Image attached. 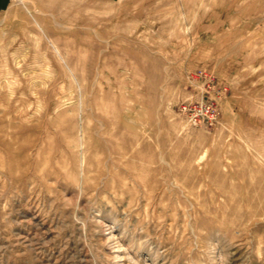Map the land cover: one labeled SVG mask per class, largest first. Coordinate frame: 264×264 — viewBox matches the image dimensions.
<instances>
[{
  "label": "rangeland",
  "instance_id": "rangeland-1",
  "mask_svg": "<svg viewBox=\"0 0 264 264\" xmlns=\"http://www.w3.org/2000/svg\"><path fill=\"white\" fill-rule=\"evenodd\" d=\"M0 264H264V0H11Z\"/></svg>",
  "mask_w": 264,
  "mask_h": 264
},
{
  "label": "bare ground",
  "instance_id": "bare-ground-1",
  "mask_svg": "<svg viewBox=\"0 0 264 264\" xmlns=\"http://www.w3.org/2000/svg\"><path fill=\"white\" fill-rule=\"evenodd\" d=\"M83 1L84 0H60V3H61V5L62 6H67L68 4H72L74 7H76V10L77 11H79L80 9H81V7H82V3H83ZM50 2V1H49ZM54 3V2H53ZM55 3H57V2H55ZM108 3V2H107ZM51 5H54V4H52L51 3ZM42 11V10H41ZM40 11V12H41ZM43 12V11H42ZM88 12V11H87ZM101 13V12H100ZM47 14V13H46ZM51 14V13H50ZM55 16V15H54ZM50 17V16H49ZM48 17V18H49ZM52 17V16H51ZM42 18V17H41ZM44 18H46V16L44 17ZM119 18V17H118ZM53 19V18H52ZM119 21V20H118ZM51 22V21H50ZM49 22V23H50ZM58 22V21H57ZM114 22V21H113ZM59 25V24H58ZM64 27V26H63ZM60 28H62V27H60ZM65 29V28H64ZM68 29V28H67ZM90 29H91V27H90ZM99 29V28H98ZM79 38V37H78ZM61 103V102H60ZM102 110V109H101ZM131 110V109H130ZM28 117V116H27ZM27 119V118H26ZM29 120V119H28ZM17 121V120H16ZM26 122H28V121H26ZM80 122V121H79ZM82 122V121H81ZM18 123V122H17ZM76 124V123H75ZM81 124V123H80ZM82 125V124H81ZM103 127V126H102ZM82 128V127H81ZM83 129V128H82ZM85 131H87V130H85ZM82 132H84L83 130H82ZM81 134V133H80ZM84 134H86V133H84ZM82 135V134H81ZM80 136V135H79ZM75 137V136H74ZM85 137V136H84ZM76 139V138H75ZM77 140V139H76ZM75 140V141H76ZM94 145V144H93ZM72 146H73V144H72ZM75 147V146H74ZM83 149V148H82ZM84 156H85V154H84ZM162 161V160H161ZM246 206V205H245ZM189 226V225H188ZM113 232V231H112ZM123 245V244H122ZM128 246V245H127ZM123 247V246H122ZM118 256L120 255V254H117ZM120 257V256H119ZM134 262L136 263L137 261H135L134 260Z\"/></svg>",
  "mask_w": 264,
  "mask_h": 264
},
{
  "label": "crops",
  "instance_id": "crops-1",
  "mask_svg": "<svg viewBox=\"0 0 264 264\" xmlns=\"http://www.w3.org/2000/svg\"><path fill=\"white\" fill-rule=\"evenodd\" d=\"M11 0H0V11L8 8L10 5Z\"/></svg>",
  "mask_w": 264,
  "mask_h": 264
},
{
  "label": "built area",
  "instance_id": "built-area-1",
  "mask_svg": "<svg viewBox=\"0 0 264 264\" xmlns=\"http://www.w3.org/2000/svg\"><path fill=\"white\" fill-rule=\"evenodd\" d=\"M206 111L209 112L210 111V107L206 108Z\"/></svg>",
  "mask_w": 264,
  "mask_h": 264
}]
</instances>
